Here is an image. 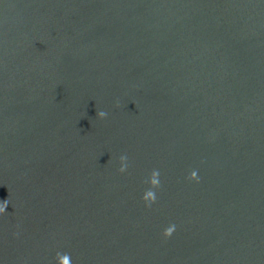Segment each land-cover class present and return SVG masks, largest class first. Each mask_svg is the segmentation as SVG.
Segmentation results:
<instances>
[{"label":"water","instance_id":"1","mask_svg":"<svg viewBox=\"0 0 264 264\" xmlns=\"http://www.w3.org/2000/svg\"><path fill=\"white\" fill-rule=\"evenodd\" d=\"M5 202L0 264H264V0H0Z\"/></svg>","mask_w":264,"mask_h":264},{"label":"clouds","instance_id":"2","mask_svg":"<svg viewBox=\"0 0 264 264\" xmlns=\"http://www.w3.org/2000/svg\"><path fill=\"white\" fill-rule=\"evenodd\" d=\"M106 112L104 111H98L97 112V116L101 119L106 117ZM127 157L126 156H121L120 157V163H121V167L119 168V171L121 173L125 172L128 164H127ZM159 172L158 170H153L150 175L148 177L145 178L144 183L148 184L150 187L148 190L145 191L142 199L145 202L146 206H151V204L155 203L156 201V196H155V189L160 187V183H159ZM187 179L189 180H195L196 182H199V178L197 176V172L196 171H192L190 173V175L187 177ZM7 207V202L0 204V214H4L5 213V209ZM175 231V225H170L168 227H166L162 233V235L164 236L165 239L169 238L172 236L173 232ZM57 264H71V259H70V255L65 253V254H61V253H57Z\"/></svg>","mask_w":264,"mask_h":264}]
</instances>
